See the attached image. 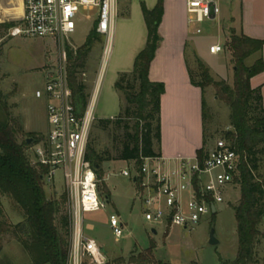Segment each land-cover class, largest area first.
Returning <instances> with one entry per match:
<instances>
[{
	"label": "rangeland",
	"instance_id": "374dc122",
	"mask_svg": "<svg viewBox=\"0 0 264 264\" xmlns=\"http://www.w3.org/2000/svg\"><path fill=\"white\" fill-rule=\"evenodd\" d=\"M174 1L176 0H166V3H169L167 4L168 9H172V15L162 20L160 33L162 40L164 36L167 37V34L171 35V25H174L178 31H181L183 27L182 2L175 3ZM231 1L217 0L220 14L214 23L208 22L201 25V35L192 36L194 31L191 29L189 35L204 39L207 46L209 43L217 41L224 47L230 34V31L224 29V26L230 23L231 18L235 19L233 28L236 31L240 30L241 25V0ZM157 2L158 0L122 2L115 20L114 36L106 66L104 67V61L109 41L102 37L93 46L83 74L79 76V79L87 87L86 93L89 100L97 81L100 80L95 102L96 122L90 130L87 146H91L106 160L102 165L103 176L98 183V194L101 199L106 200L107 207L100 212L84 216V229L88 224L94 227V230L90 232L85 229V235L96 241L102 254L108 259L107 264L138 262L141 260L140 255H145L150 248L153 249V264H223L232 262L236 259L238 251L237 224L233 207L240 200V188L236 186L228 189L225 193L224 203L217 205L216 214L205 216L198 224L187 229L176 224L166 226L149 222L145 218L142 197L140 198L142 193H139L138 187L133 184V177L138 175L135 164L117 161L126 139L125 126L131 127L137 121L124 119L120 128L113 125L103 126L97 122L116 119L124 112L127 103L123 92L116 88L121 76L127 75L121 81L122 87L132 94L138 93L139 84L132 76V72L135 59L147 40L142 8L145 7L151 11ZM95 14V12L81 13L83 20L78 22L76 32L69 40L13 38L10 36V30L22 19L23 4L20 0H0V25L12 24L0 38V97L4 98L12 117L18 120L21 126L22 133L17 136L19 142L26 138L45 140L49 131L47 103L42 99H36L35 94L45 87L49 76L54 71H58L62 65V54L64 52L68 54L67 48L76 53L85 44L94 27ZM88 17L89 19H87ZM196 53V48L193 50L188 48L187 58L195 80L201 82V71L197 63L199 56ZM226 53L224 47L223 52L217 57L206 59L205 62L200 60L210 70V75L216 81L224 79L228 85L232 86L234 67L231 59L230 63L227 59V61L225 60ZM161 55H166V51L164 50ZM254 61V57L248 59L247 66H251ZM226 62L228 71L216 72L218 66H221L222 69ZM212 64L217 66L216 69H213ZM63 66H66L67 69L68 56L67 63ZM204 96L207 112L205 132L207 149L210 150L216 141L226 139V133L233 131L231 110L219 99L214 88H206ZM32 146H29L26 154L33 160ZM122 171H128L131 177H124ZM44 183L49 198L53 197L54 191L58 195L56 199L66 191L61 171L56 173L51 184L46 181ZM108 195L110 198L107 201ZM2 202L4 205L2 219L4 221L13 225L23 222V213L17 211L8 197H3ZM112 215L119 217L124 226V233L120 240H116L110 229L109 219ZM259 230L264 232V222L260 225ZM153 231L156 233L154 234ZM211 231H214V237L218 241L217 245L210 244ZM4 241L3 252L0 253V264H33L20 242L11 239L10 236H5ZM256 251L259 264H264V238L257 246ZM138 252L142 254H137Z\"/></svg>",
	"mask_w": 264,
	"mask_h": 264
},
{
	"label": "trees",
	"instance_id": "16d2710c",
	"mask_svg": "<svg viewBox=\"0 0 264 264\" xmlns=\"http://www.w3.org/2000/svg\"><path fill=\"white\" fill-rule=\"evenodd\" d=\"M142 12L147 42L144 50L136 57L132 72L139 84V91L132 94L124 89L121 81L127 75L121 76L116 88L123 92L126 100L124 112L116 119L97 121L103 126L113 125L118 128L122 127L124 119L137 121L131 127L125 126L126 139L117 161L135 164L138 172L135 185L139 191L143 190L145 176L141 169L144 161L159 157L154 151V142L161 141V99L165 93V85L151 82L149 74L162 42L159 28L164 16V0H158L151 11L143 7ZM11 26L12 24L0 25V38ZM101 38L94 26L78 52L67 48L68 82L79 116H83L89 102L87 87L79 76L83 74L93 46ZM224 47L230 54L234 67L232 86L224 80L216 81L200 59H197V63L201 71V82L195 80L189 67L191 84L200 88L203 93L204 138L203 148L198 151L197 158L202 161L207 154L204 94L206 88L212 87L217 91L219 99L231 110L233 131L227 132L225 137L241 159L239 177L236 180L241 196L238 204L233 207L238 236L237 257L234 261L223 264H259L256 249L264 238V232L259 230L264 222V178L260 173L264 157V107L261 89H253L251 80L264 71V41L231 31ZM256 55L258 58L251 66H247L246 61ZM20 133L22 129L18 120L12 117L6 101L0 97V253L4 247V237L10 236L21 243L33 264H68L72 241L69 194L65 191L56 199L58 195L54 191L53 197H48L44 183L47 170L27 156L29 138L19 142L17 136ZM41 140H34V145ZM86 161L91 164L98 180H101L102 165L106 160L91 146H87ZM3 197H8L17 211L23 213V222L13 225L2 219ZM109 198L108 195L107 201ZM140 258V261L130 264H153V249L147 250Z\"/></svg>",
	"mask_w": 264,
	"mask_h": 264
},
{
	"label": "built area",
	"instance_id": "2783aa9c",
	"mask_svg": "<svg viewBox=\"0 0 264 264\" xmlns=\"http://www.w3.org/2000/svg\"><path fill=\"white\" fill-rule=\"evenodd\" d=\"M20 1L24 15L10 30L13 38L69 40L76 32L78 22L83 20L81 13L95 12L93 23L97 33L112 44L120 4L131 0ZM184 2L187 26L195 35H201V25L213 23L220 14L217 0ZM223 49V46L215 44L209 52L218 55ZM66 63L67 54L64 52L58 71H54L46 80L45 87L35 94L36 99L47 103L49 131L44 141L32 146V155L35 163L47 170L45 181L48 184L54 181L58 171L62 172L69 194L72 223L68 264H107L108 259L101 248L94 239L85 235L87 227L84 229L86 214L97 213L107 207L106 200L98 194V177L86 161L89 133L96 122L95 98H90L85 113L79 116L69 87L67 69L63 66ZM152 160L146 159L141 169L144 179H150L148 183H144V179L142 182L148 190L143 208L149 222L166 226L176 224L185 229L195 226L205 216L216 214L217 205L224 203L226 191L238 186L236 180L241 159L227 139L216 141L202 161L196 157L192 162H183L180 172L172 176L160 175L150 165ZM122 175L131 177L128 171H122ZM109 224L116 240H120L124 226L119 217L110 216Z\"/></svg>",
	"mask_w": 264,
	"mask_h": 264
},
{
	"label": "crops",
	"instance_id": "0c3cea01",
	"mask_svg": "<svg viewBox=\"0 0 264 264\" xmlns=\"http://www.w3.org/2000/svg\"><path fill=\"white\" fill-rule=\"evenodd\" d=\"M174 2H182L181 6L184 9L182 30L178 31L174 28V25H171V35L169 36L167 34L166 38L164 36L151 65L149 74L151 82L163 83L165 85V93L161 99V141L160 143L154 142V151L159 157L154 158L150 162V165L156 168L160 175L166 176H172L174 173L180 172L182 163L194 161L198 151L203 148V93L200 88L191 84L187 50L188 48H191V50L196 48L197 56L205 62L206 59L217 57V55L210 54L209 49L211 46L218 44L215 41L209 43L207 46L204 39L192 37L195 34L190 36L187 26L185 2L184 0H176ZM167 4L169 3H166V0H164L163 19L172 15V9L169 10ZM240 6V30L236 31L233 28L234 18L230 19V23L225 25L224 29L230 32L235 31L238 35L243 34L250 39L264 41V0H241ZM167 32L169 33V29ZM159 33H161V26ZM164 50L166 51V55L163 56L161 53ZM227 53L225 60L227 59L230 63L231 57ZM253 57L257 59L258 55ZM262 58L264 61V48ZM212 66L213 69L217 67L213 64ZM218 68L216 69L218 73L222 70L228 71V63L226 62L225 67L222 66V69L221 66H218ZM251 86L253 89H261L264 107V71L251 80ZM96 94L97 92L93 91L92 96H94L95 102ZM206 151H208L207 146ZM261 174L264 178V157ZM135 181L133 177L134 185ZM149 181L150 179L148 178L144 179V183H148ZM135 187L137 186L135 185ZM142 189L139 193H142L140 198L142 197L141 200L144 203V198L147 197L148 190L143 186ZM93 230V225L88 224L87 231L90 232ZM137 254L142 253L138 252Z\"/></svg>",
	"mask_w": 264,
	"mask_h": 264
},
{
	"label": "water",
	"instance_id": "95a60500",
	"mask_svg": "<svg viewBox=\"0 0 264 264\" xmlns=\"http://www.w3.org/2000/svg\"><path fill=\"white\" fill-rule=\"evenodd\" d=\"M33 144H34V140L33 139H28L27 140V145L28 146H32ZM134 181H135V179H134ZM212 211H213V213H215V208L214 207H212ZM153 233L155 234L156 231H153ZM210 244L211 245H217L218 244V241L214 237V231H211V234H210Z\"/></svg>",
	"mask_w": 264,
	"mask_h": 264
},
{
	"label": "bare ground",
	"instance_id": "6f19581e",
	"mask_svg": "<svg viewBox=\"0 0 264 264\" xmlns=\"http://www.w3.org/2000/svg\"><path fill=\"white\" fill-rule=\"evenodd\" d=\"M110 47H111V44L109 43V46H108V50H107V52H106V57H105V59H108L109 56H110ZM107 62H108V61H107Z\"/></svg>",
	"mask_w": 264,
	"mask_h": 264
}]
</instances>
